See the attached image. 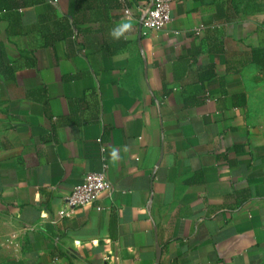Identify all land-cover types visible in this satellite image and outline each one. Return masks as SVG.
Returning a JSON list of instances; mask_svg holds the SVG:
<instances>
[{
    "label": "crops",
    "instance_id": "crops-1",
    "mask_svg": "<svg viewBox=\"0 0 264 264\" xmlns=\"http://www.w3.org/2000/svg\"><path fill=\"white\" fill-rule=\"evenodd\" d=\"M148 1L0 10V264H264V39L224 0L143 35Z\"/></svg>",
    "mask_w": 264,
    "mask_h": 264
},
{
    "label": "built area",
    "instance_id": "built-area-1",
    "mask_svg": "<svg viewBox=\"0 0 264 264\" xmlns=\"http://www.w3.org/2000/svg\"><path fill=\"white\" fill-rule=\"evenodd\" d=\"M175 0H149L139 11L138 23L143 35L150 31L160 30L170 21V5ZM126 16L130 15L125 10ZM106 165H103V169ZM112 185L106 178L104 171L87 173L79 184L73 187L69 194L62 198L57 218L59 220L70 218L78 208L94 206L103 194L110 195Z\"/></svg>",
    "mask_w": 264,
    "mask_h": 264
},
{
    "label": "rangeland",
    "instance_id": "rangeland-1",
    "mask_svg": "<svg viewBox=\"0 0 264 264\" xmlns=\"http://www.w3.org/2000/svg\"><path fill=\"white\" fill-rule=\"evenodd\" d=\"M226 3L240 18L255 21L264 39V0H226Z\"/></svg>",
    "mask_w": 264,
    "mask_h": 264
},
{
    "label": "trees",
    "instance_id": "trees-1",
    "mask_svg": "<svg viewBox=\"0 0 264 264\" xmlns=\"http://www.w3.org/2000/svg\"><path fill=\"white\" fill-rule=\"evenodd\" d=\"M226 3V0H224ZM11 0H0V10H6L12 7ZM231 9V8H230ZM233 14H236L231 10ZM246 63H251L259 67V74L264 75V45L249 49V56Z\"/></svg>",
    "mask_w": 264,
    "mask_h": 264
},
{
    "label": "clouds",
    "instance_id": "clouds-1",
    "mask_svg": "<svg viewBox=\"0 0 264 264\" xmlns=\"http://www.w3.org/2000/svg\"><path fill=\"white\" fill-rule=\"evenodd\" d=\"M119 34H120L119 31H116L113 33V35H115V36H119Z\"/></svg>",
    "mask_w": 264,
    "mask_h": 264
}]
</instances>
